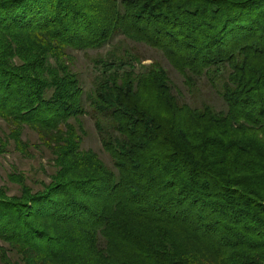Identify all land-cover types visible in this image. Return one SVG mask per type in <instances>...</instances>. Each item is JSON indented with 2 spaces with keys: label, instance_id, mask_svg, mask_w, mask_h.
Instances as JSON below:
<instances>
[{
  "label": "trees",
  "instance_id": "16d2710c",
  "mask_svg": "<svg viewBox=\"0 0 264 264\" xmlns=\"http://www.w3.org/2000/svg\"><path fill=\"white\" fill-rule=\"evenodd\" d=\"M119 36L86 88L71 52ZM122 39L226 110L182 103ZM87 117L110 166L82 149ZM0 119V155L53 169L0 187L2 264H264V0H0Z\"/></svg>",
  "mask_w": 264,
  "mask_h": 264
},
{
  "label": "rangeland",
  "instance_id": "374dc122",
  "mask_svg": "<svg viewBox=\"0 0 264 264\" xmlns=\"http://www.w3.org/2000/svg\"><path fill=\"white\" fill-rule=\"evenodd\" d=\"M119 39H121L120 36L117 37L111 45H107L104 49L98 51H89L87 53L82 51L71 52V55L74 58L73 70L82 76L86 88L90 86L91 76H93V73L95 72L92 68V59L104 55L106 51L111 50L113 46L117 47L115 44L118 43ZM119 46H121L120 48L123 50L128 48L132 52L139 54L143 60H146L144 64H151L154 61L160 62L161 65L169 71L174 93L182 103L196 107L201 106L203 103H208L218 111L226 110L224 101L206 80H203L199 87V91L192 96L183 84L182 77L173 70L160 52L153 50L148 46L125 39H122V44ZM1 130H6V124L0 119V132ZM85 130L86 135L84 137L82 149H90L94 151L108 166H110L111 159L101 147L93 122L88 117L85 118ZM23 139H28L32 143L38 142L37 137L28 131H26ZM30 151L35 154V158H24L19 152L15 151L13 147H10L8 152L0 155V187L6 188V193L9 197L19 194V187L8 180V175L15 171L25 173L28 178V184L32 185L35 189H39L40 187L32 182L33 177H39L46 182H49V175L53 172L50 153L45 150H37L34 147H31ZM32 170H37V176L33 174ZM0 246L6 245L0 243ZM0 264H2L1 257Z\"/></svg>",
  "mask_w": 264,
  "mask_h": 264
}]
</instances>
